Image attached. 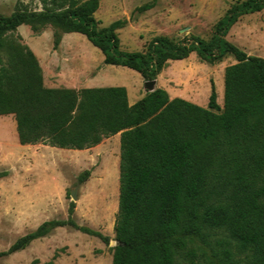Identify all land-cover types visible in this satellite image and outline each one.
I'll list each match as a JSON object with an SVG mask.
<instances>
[{
	"label": "trees",
	"instance_id": "trees-1",
	"mask_svg": "<svg viewBox=\"0 0 264 264\" xmlns=\"http://www.w3.org/2000/svg\"><path fill=\"white\" fill-rule=\"evenodd\" d=\"M98 7L99 0H68L56 11L0 17V115L14 116L21 145L83 150L120 134L111 264H264V58L226 39L239 18L264 9V0L230 6L209 41L159 35L141 52L120 48L117 30L127 21L101 26L94 16ZM23 24L34 33L45 24L79 33L100 50L105 65L134 70L144 81L191 53L209 63L232 55L235 62L224 68L222 107L213 82L205 108L170 98L159 87L132 105L121 86L46 87L35 54L12 34ZM58 42L55 35L54 46ZM66 225L108 240L70 218L47 220L0 256Z\"/></svg>",
	"mask_w": 264,
	"mask_h": 264
},
{
	"label": "rangeland",
	"instance_id": "rangeland-1",
	"mask_svg": "<svg viewBox=\"0 0 264 264\" xmlns=\"http://www.w3.org/2000/svg\"><path fill=\"white\" fill-rule=\"evenodd\" d=\"M241 1L244 0H99L94 16L101 26L126 20V25L117 30L120 48L141 52L159 35L173 41L190 35L209 41L216 22L230 6ZM67 4L68 0H0V17L16 11H56ZM144 4L152 7L137 10ZM12 34L20 35L36 58L46 60L50 55L49 64L61 65L67 63L62 60L69 59L76 66H87L82 84L88 87L137 88L139 81L144 85L136 71L105 65L100 50L79 33L63 32L51 24L39 26V32L34 33L23 24ZM55 35L59 37L56 46ZM226 39L248 55L264 58V9L239 18ZM234 62L232 55L209 63L191 53L184 60L169 61L155 86L166 90L170 98L179 97L205 108L213 82L216 101L222 107L224 68ZM70 81L63 75L54 84L71 85ZM119 155V139L115 136L82 152L42 143L21 145L14 116L0 115V252L47 220L70 218L76 225L108 238L104 242L69 225L55 227L28 248L0 256V264H31L34 259L35 264H45L55 253L52 264H111L116 244L113 228L118 210Z\"/></svg>",
	"mask_w": 264,
	"mask_h": 264
},
{
	"label": "crops",
	"instance_id": "crops-1",
	"mask_svg": "<svg viewBox=\"0 0 264 264\" xmlns=\"http://www.w3.org/2000/svg\"><path fill=\"white\" fill-rule=\"evenodd\" d=\"M37 60H38L39 65L41 67V72H42V77H43V84L46 87H49V88H73V89H76V90H79L81 88H88V85H86L85 83L82 84V81H83V79H85L86 73H87V70H88L87 66H81V64L76 66V65H74L75 62L71 63L69 61V59H67V61L66 60H62L61 63L62 62H67V63H64V64L62 63L61 65L59 64V62H57L58 64H49L50 63V55H49V57L46 60H41L40 57H37ZM47 60H49V61H47ZM63 75L64 76H69L71 78V81H70L72 83L71 85L54 84L55 81L61 80ZM159 77H160V74L157 77V79L155 80V85H157ZM80 83H81L82 86L78 87V84H80ZM141 87H142V89H141ZM155 87H157V86H155ZM125 89H126V92H127V100H128L129 105H132L136 101L141 99L145 95V93L147 91L145 86L141 84V81H139V85L137 86V88H134V87L133 88H129V87L125 86ZM173 98H175V97H173ZM113 136H115L116 138L120 139V134L119 133L115 134ZM98 145L99 144H97L96 146H98ZM96 146H94L92 148H95ZM85 150H87V149L76 150V151L77 152H82V151H85ZM41 185H46V184H41ZM38 225H40V224H38ZM37 226H35V228ZM34 229L32 228V230H34ZM32 242L28 246H30L32 244ZM28 246L26 248H28Z\"/></svg>",
	"mask_w": 264,
	"mask_h": 264
},
{
	"label": "water",
	"instance_id": "water-1",
	"mask_svg": "<svg viewBox=\"0 0 264 264\" xmlns=\"http://www.w3.org/2000/svg\"><path fill=\"white\" fill-rule=\"evenodd\" d=\"M144 86L147 89V91H152L155 88V80H151V81H144ZM71 197L73 199L76 198V193L75 191L71 192Z\"/></svg>",
	"mask_w": 264,
	"mask_h": 264
}]
</instances>
